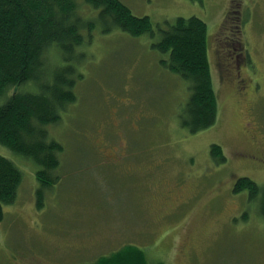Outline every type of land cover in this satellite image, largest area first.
I'll list each match as a JSON object with an SVG mask.
<instances>
[{
  "label": "rangeland",
  "instance_id": "374dc122",
  "mask_svg": "<svg viewBox=\"0 0 264 264\" xmlns=\"http://www.w3.org/2000/svg\"><path fill=\"white\" fill-rule=\"evenodd\" d=\"M119 1L150 17L156 36L111 28L78 1L95 28L91 37L82 29L73 62L77 101L49 128L63 152L42 208L40 166L0 144V156L24 175L0 218V264H96L128 247L151 264H264V0ZM194 16L208 25L218 95L216 124L195 134L181 123L190 81L164 67L169 55L152 47L168 23ZM226 42L247 59L238 84L222 75ZM45 58L50 71L64 63L54 47ZM214 144L226 163L213 159ZM241 177L260 185L259 198L234 192Z\"/></svg>",
  "mask_w": 264,
  "mask_h": 264
},
{
  "label": "trees",
  "instance_id": "16d2710c",
  "mask_svg": "<svg viewBox=\"0 0 264 264\" xmlns=\"http://www.w3.org/2000/svg\"><path fill=\"white\" fill-rule=\"evenodd\" d=\"M78 1L0 0V144L40 166L38 208L44 206L45 191L60 178L55 172L61 165L63 147L50 136L49 128L60 123L67 107L77 101L78 71L73 62L85 43L82 29L87 27L91 37L95 28L93 20L85 21L78 13ZM85 2L99 11V18L110 22L111 28L115 26L133 37L156 36L150 17L135 16L119 0ZM168 24L152 47L169 55L168 61L163 60L164 67L190 81L191 93L181 123L195 134L218 120V95L208 56V25L195 16L179 17ZM51 47L61 53L64 63L50 71L45 55ZM211 154L218 164L227 162L221 146L214 144ZM23 180L21 169L0 156V218L3 207L15 203ZM245 190L251 200H256L262 188L254 180L241 177L234 192ZM262 198L260 209L264 215V192ZM135 248L102 257L96 264H151L146 253Z\"/></svg>",
  "mask_w": 264,
  "mask_h": 264
},
{
  "label": "flooded vegetation",
  "instance_id": "af4514ba",
  "mask_svg": "<svg viewBox=\"0 0 264 264\" xmlns=\"http://www.w3.org/2000/svg\"><path fill=\"white\" fill-rule=\"evenodd\" d=\"M236 19L238 20L239 16H237ZM226 45H229L228 47L229 49L225 48V50H222L223 53L220 55V66H221L222 75L224 77V80H228L230 82H236L237 84L241 83V81H244L241 77L243 74V70H246V72L248 70L247 59L244 57V52H239L238 48L233 46L234 45L233 42L229 44L226 42ZM241 158L246 160L247 162L260 161V158L247 153H243L241 155Z\"/></svg>",
  "mask_w": 264,
  "mask_h": 264
}]
</instances>
